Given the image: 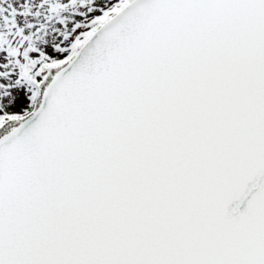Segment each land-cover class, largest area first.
Wrapping results in <instances>:
<instances>
[{
    "label": "snow or ice",
    "instance_id": "obj_1",
    "mask_svg": "<svg viewBox=\"0 0 264 264\" xmlns=\"http://www.w3.org/2000/svg\"><path fill=\"white\" fill-rule=\"evenodd\" d=\"M0 264H264V0H0Z\"/></svg>",
    "mask_w": 264,
    "mask_h": 264
}]
</instances>
